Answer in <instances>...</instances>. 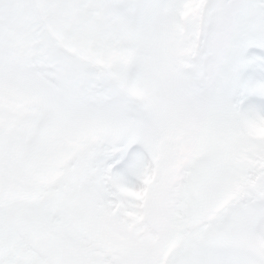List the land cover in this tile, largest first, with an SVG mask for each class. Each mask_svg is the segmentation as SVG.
I'll return each mask as SVG.
<instances>
[{"label": "snow or ice", "instance_id": "6c2138e0", "mask_svg": "<svg viewBox=\"0 0 264 264\" xmlns=\"http://www.w3.org/2000/svg\"><path fill=\"white\" fill-rule=\"evenodd\" d=\"M0 264H264V0H0Z\"/></svg>", "mask_w": 264, "mask_h": 264}]
</instances>
